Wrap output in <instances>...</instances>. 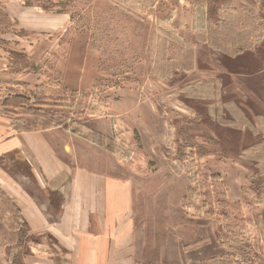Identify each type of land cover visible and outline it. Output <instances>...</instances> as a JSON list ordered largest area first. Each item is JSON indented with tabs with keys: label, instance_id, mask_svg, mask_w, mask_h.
I'll use <instances>...</instances> for the list:
<instances>
[{
	"label": "rangeland",
	"instance_id": "rangeland-1",
	"mask_svg": "<svg viewBox=\"0 0 264 264\" xmlns=\"http://www.w3.org/2000/svg\"><path fill=\"white\" fill-rule=\"evenodd\" d=\"M39 113L120 159L132 233L106 264H264V0H0V152ZM6 155L26 220L0 189L1 264H93L85 173L48 223L62 200Z\"/></svg>",
	"mask_w": 264,
	"mask_h": 264
},
{
	"label": "crops",
	"instance_id": "crops-1",
	"mask_svg": "<svg viewBox=\"0 0 264 264\" xmlns=\"http://www.w3.org/2000/svg\"><path fill=\"white\" fill-rule=\"evenodd\" d=\"M3 123L7 125L4 130L5 134L11 136V147L9 151L0 152V154H8L6 157L13 158V163L17 168L25 166V179L21 178L17 183L23 188L26 185L30 189L35 188L38 193L37 200L45 197L52 202L54 200L52 198L56 196L58 200H62L63 206L61 204L60 208L55 209L52 214L48 211L49 204L41 206V214H46L43 215L46 217L45 220L48 223H54V220L50 218L57 217L59 221L62 216L67 215L66 207L69 198L70 196L71 198L77 197L78 192L66 191L62 187L66 186L68 181L73 180L70 172H83L86 175L84 180L86 186L80 196L91 208L87 211V215L93 219L94 240L86 239L87 243L79 244L77 249L83 248L82 250H85L87 255H89L88 249L89 252L91 249L94 250L91 254L93 264H106L111 258L113 249L125 248L126 233L123 231L126 221H130L129 230L132 233L134 214L130 209L127 212V206L130 205L133 194L126 191V186L130 183H127L125 177L120 175L119 157L116 162L114 155L111 156L93 142L81 139L61 128L32 132L19 131L21 133H18L13 130L9 122ZM28 171L30 175L26 177ZM0 189L17 208L19 215L26 220L23 207L18 204L17 194L9 192V189H6L7 192ZM29 211L30 209L27 215L30 219L38 222L40 215L32 218ZM116 229H120L121 232L116 231L118 234L114 235L115 238L113 234ZM110 236L114 237V240H111ZM128 246L129 244L127 248ZM135 258V256L131 257L130 264H133V259L137 263Z\"/></svg>",
	"mask_w": 264,
	"mask_h": 264
},
{
	"label": "trees",
	"instance_id": "trees-1",
	"mask_svg": "<svg viewBox=\"0 0 264 264\" xmlns=\"http://www.w3.org/2000/svg\"><path fill=\"white\" fill-rule=\"evenodd\" d=\"M21 99V97H17V98H10V99H8L7 100V102L9 101L10 103H12L13 101H15V102H17L18 100H20ZM24 99V98H23ZM23 102L25 103V99L23 100ZM26 103H27V101H26ZM38 116L41 118V120L43 121V125H41V128L44 130V129H48L49 127H54V126H63V128H65V129H70V131L72 132V133H77L76 131H74V130H72L71 128H69L68 126H66L65 124H63V123H61V121H59V122H53L54 121V119L53 118H49V116L46 114V113H39L38 114ZM19 131H22V130H19ZM25 131H29V129H27V130H25ZM1 192V191H0ZM2 193V192H1ZM0 193V195L3 197L4 196V194L2 195ZM0 196V200L1 201H3V198ZM4 198H5V200H6V202H7V204H8V206H10V208L12 209V208H14V206H13V204L11 203V202H9L8 200H7V198L4 196ZM13 211L15 212V213H17V216H19V212H18V210L17 209H13Z\"/></svg>",
	"mask_w": 264,
	"mask_h": 264
}]
</instances>
